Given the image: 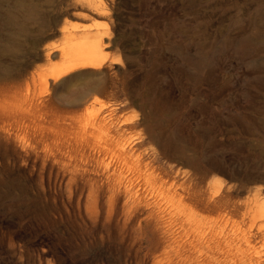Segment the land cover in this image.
<instances>
[{
	"label": "rangeland",
	"instance_id": "rangeland-1",
	"mask_svg": "<svg viewBox=\"0 0 264 264\" xmlns=\"http://www.w3.org/2000/svg\"><path fill=\"white\" fill-rule=\"evenodd\" d=\"M0 264H264V0H0Z\"/></svg>",
	"mask_w": 264,
	"mask_h": 264
},
{
	"label": "bare ground",
	"instance_id": "bare-ground-1",
	"mask_svg": "<svg viewBox=\"0 0 264 264\" xmlns=\"http://www.w3.org/2000/svg\"><path fill=\"white\" fill-rule=\"evenodd\" d=\"M30 16V15H29ZM22 29H25V26L22 25ZM6 47L1 48V51L4 52ZM9 48V47H8ZM99 58V50L89 49L83 50L75 57H72L69 62L57 72V78L66 75L67 73L77 70L83 67H93L97 65V59Z\"/></svg>",
	"mask_w": 264,
	"mask_h": 264
}]
</instances>
